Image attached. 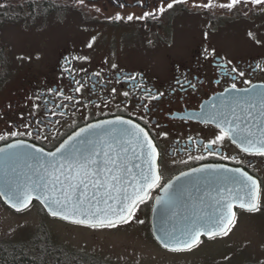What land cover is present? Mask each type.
<instances>
[{"label": "flooded vegetation", "instance_id": "af4514ba", "mask_svg": "<svg viewBox=\"0 0 264 264\" xmlns=\"http://www.w3.org/2000/svg\"><path fill=\"white\" fill-rule=\"evenodd\" d=\"M146 8L147 4L144 10L148 11ZM252 9H255L254 16L249 21L256 24L250 27L249 36L253 40L235 54L212 44L214 30L208 24L201 31L204 42L188 47L183 54L165 58L162 66L134 63L124 48L113 47L111 53L109 49L88 47V42L46 52L34 63L25 65V72L19 76L0 73V136L4 137L0 148L22 141L29 148L53 152L91 123L117 118L131 120L149 133L156 146L162 185L182 172L199 167L241 168L260 186L259 210L236 209L234 222L238 216L264 212V156L244 153L227 138L213 146L218 154L209 155L204 145L214 139L219 130L215 124L187 119L189 115L199 116L202 108L207 110L212 104L219 110L229 111L235 107L234 99L241 104L253 99V93L242 91L244 89L255 86L257 93L264 92V6ZM168 16L166 10L163 15L143 19L147 28L144 46H157L159 40L171 45L168 25L163 24ZM157 17L162 18V24L156 23ZM152 27L154 30L147 34ZM232 68L238 71L234 73ZM239 71H243L244 76H239ZM232 83L237 85L236 90L231 89ZM158 93L163 95L155 100L148 98ZM236 110L239 113V108ZM12 132L27 134L13 137ZM201 156L203 159H196ZM161 191V188L151 189L150 198L146 197L135 209L139 220L142 215L150 223L152 208ZM0 204L9 210L1 201ZM150 234L152 237V232ZM242 264H264V261Z\"/></svg>", "mask_w": 264, "mask_h": 264}, {"label": "rangeland", "instance_id": "374dc122", "mask_svg": "<svg viewBox=\"0 0 264 264\" xmlns=\"http://www.w3.org/2000/svg\"><path fill=\"white\" fill-rule=\"evenodd\" d=\"M28 2H47L54 11L45 15L42 8L35 10L36 5L28 11L25 8ZM227 2L212 0L214 5L208 8L195 6L206 4L208 0H186L175 4L168 9L169 16L163 23L168 25L171 45L159 40L157 46L146 47L147 28L143 19L136 17L143 16L146 4L148 12L158 8L160 0H143V7L137 0H83V3L79 0H0V5H3L0 7V73L19 76L25 72V65L34 63L46 52L88 42L92 47L109 49L111 53L113 47L124 48L134 63L162 66L165 58L183 54L188 47L204 42L201 31L208 24L214 30L212 44L235 54L253 40L249 31L256 22L250 23L249 20L254 16L255 9L252 8L257 5L241 3L230 11L220 7ZM120 4L126 6L120 7ZM117 14L121 20H116ZM129 14L134 16L131 21L127 20ZM157 18L156 23L162 24V18ZM151 30L154 28H150L147 34ZM40 208L34 205L25 212L14 213L0 206V244L28 242L46 234L53 243L71 253L91 256L108 264H242L264 261V212L238 216L227 235L202 240L188 251L168 252L152 240L149 219L142 215L139 216L144 221L142 224L132 220L121 228L87 227L49 218Z\"/></svg>", "mask_w": 264, "mask_h": 264}, {"label": "snow or ice", "instance_id": "6c2138e0", "mask_svg": "<svg viewBox=\"0 0 264 264\" xmlns=\"http://www.w3.org/2000/svg\"><path fill=\"white\" fill-rule=\"evenodd\" d=\"M184 2L186 0H160L158 8L152 12L145 11L143 16L136 17V19L155 16L157 13L162 15L166 10L172 9L175 4ZM79 3H83V0H79ZM137 3L144 6L143 0H137ZM241 3L264 6V0H228L220 7L231 11ZM125 6L120 4V7ZM195 6L208 8L213 4L212 0H208L206 4ZM133 18V14L127 16L128 21ZM121 19L122 17L117 14L116 20ZM91 46L89 43L88 47ZM80 59H87V57ZM112 67L115 68L116 65H112ZM231 71L235 73L238 70L232 68ZM239 76H244V72L239 71ZM246 83L248 82L246 81ZM190 86L195 88L194 84H190ZM231 89L236 90L237 85L232 83ZM76 91L79 92L80 88H76ZM112 91L115 92V89ZM242 91L252 92L253 99L245 100L243 104L234 99L232 104L235 107H231L229 111L219 110L216 104H212L208 106L207 110L202 108L199 116L189 115L187 117V119H199L215 124L219 130L214 139L204 145L209 155L218 154L213 146L227 138L244 153L264 156V92L257 93L255 86ZM124 95L127 96L128 93L125 92ZM162 95L163 93L150 94L148 98L155 100ZM66 98L71 99V97ZM237 108H239V113H237ZM105 123L118 124L120 127L104 129V137H101L99 141L85 140L82 142L83 146L79 148L73 144V141L89 135L99 137L100 134L94 132L93 129L102 128L103 125H88L80 128L74 136H70L60 144L56 151L44 155L24 151L28 146L22 141L7 144L6 148H0V152H8L9 158L34 162L27 165L32 175L25 174L23 180L19 175L7 179L3 189H0V197H4L18 211L26 208L35 198L49 210L53 217L60 216L62 219L68 220L69 216H80L81 219L73 220V222L90 224L92 227L99 224L114 228L119 227L120 224H127L133 219L141 224L144 223L136 216L135 209L139 204L145 202L146 197L150 198L149 192L153 188H161L165 192L168 199L161 198L159 203L170 210L174 200L169 196V193L175 188V185L171 181L161 184L162 175L156 164L159 153L156 151V146L150 139L149 133L131 120L117 118L116 121ZM254 129H258V131H254ZM25 134L27 133L12 132L11 136ZM159 135L166 137L167 133ZM2 139L4 137L0 136V140ZM9 150L15 151L9 152ZM36 152L43 153V149H37ZM58 153L60 154L59 159L57 158ZM222 158L228 159V157ZM196 159H203V157H196ZM192 171L211 172L226 191H230L228 185H235L244 195L237 194L234 197L216 199L215 205L219 210L218 214L208 219L201 218L199 223L193 221L192 227L182 232L181 236L169 232L158 235L156 239L170 251L191 250L201 243V236L206 235L212 239L217 235H227L231 231L235 217L234 200L239 201L238 207L241 209L246 208L250 212L259 210L260 186L243 169H227L221 165L193 169ZM187 175L188 173L182 172L180 176L176 177V181L180 182L181 177ZM65 185H67V189H65ZM56 186H59L61 190L59 198L52 195L56 191ZM129 186L132 187L131 192L128 191Z\"/></svg>", "mask_w": 264, "mask_h": 264}, {"label": "water", "instance_id": "95a60500", "mask_svg": "<svg viewBox=\"0 0 264 264\" xmlns=\"http://www.w3.org/2000/svg\"><path fill=\"white\" fill-rule=\"evenodd\" d=\"M107 121H116V120H105L100 122L91 123L89 125H96L102 124V128L93 129L94 132L99 133L100 136H84L80 137L78 140L73 141V144L79 148L82 147V142L88 139L99 141L101 137H104V129H110L113 127L119 128L120 125L118 124H107ZM88 126V125H87ZM85 126V127H87ZM84 128V127H83ZM79 131V130H78ZM76 133V132H75ZM74 133V134H75ZM71 135V136H74ZM106 138V137H105ZM6 148V147H4ZM37 149L26 147L24 151L32 154L37 155H44L48 152L43 151V153H37ZM15 150H9L12 152ZM56 151V150H55ZM54 152V151H53ZM60 154H57V158L59 159ZM51 159V158H48ZM157 159V158H156ZM133 162H135L133 160ZM34 162L31 160L25 161L23 159L17 158H9L8 152H0V189H3L4 183L7 179H10L16 175L20 176V179H24L25 174L32 175L29 167L27 165L33 164ZM131 166V165H129ZM206 167H199L196 169H201ZM134 171H136L134 169ZM188 173L187 176L181 177V181L177 182L176 177L171 180V182L175 185V188L169 193V196L172 197L174 200L173 206L169 209H166L165 206L159 203L161 198L168 199L165 196V192L162 190L158 197L155 200L154 206L151 211V232L154 241L165 251L168 252H183L188 250L182 251H170L165 249L160 242L156 239L158 235H163L164 232L174 233L176 236H181L182 232L186 229L192 227L193 221L199 223L200 219H208L215 217L218 214V208L215 205L216 199L221 197H229V196H236L244 195L242 191L238 189L235 185H228V189L230 191H226L224 186L221 185L220 182L217 181V178L211 172H193L192 170L185 172ZM180 176V175H178ZM65 189H67V185H65ZM219 190V195H218ZM128 191H132V187H128ZM53 196L61 197V190L59 186H56V191L52 193ZM75 199V197H73ZM0 201L2 204L8 208L9 210L15 213H22L28 210L34 203H37L43 210L46 216L52 219H57L62 222L73 224V225H82L87 227H92L90 224H79L74 223L73 220L81 219L80 216L72 217L69 216L68 220L62 219L60 216L53 217L49 210L37 199L33 198L31 203L26 207L22 208L21 210H17L16 208L12 207L4 197H0ZM233 203L236 205L233 209L235 212L236 209L248 211L246 208L241 209L238 207L239 201L234 200ZM195 212V214H194ZM235 220V217H234ZM233 220V223H234ZM95 227H105L99 224H96ZM224 235H217V237H221ZM202 239L210 240L206 235L200 237ZM213 239V238H212ZM196 247V246H195ZM193 247V248H195ZM192 248V249H193Z\"/></svg>", "mask_w": 264, "mask_h": 264}, {"label": "trees", "instance_id": "16d2710c", "mask_svg": "<svg viewBox=\"0 0 264 264\" xmlns=\"http://www.w3.org/2000/svg\"><path fill=\"white\" fill-rule=\"evenodd\" d=\"M42 8L46 15L54 10L49 3H26V9ZM23 7V8H24ZM2 12V10H0ZM22 13V12H21ZM30 15V14H29ZM4 16V15H3ZM2 16V17H3ZM1 17V15H0ZM30 17V16H28ZM43 212L42 208H40ZM44 213V212H43ZM0 264H108L94 257L76 254L53 243L49 235H39L28 242L0 244Z\"/></svg>", "mask_w": 264, "mask_h": 264}]
</instances>
